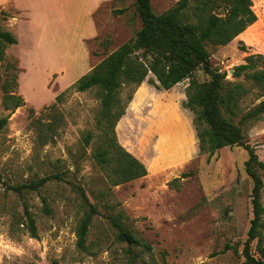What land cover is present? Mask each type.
<instances>
[{"label": "rangeland", "instance_id": "obj_1", "mask_svg": "<svg viewBox=\"0 0 264 264\" xmlns=\"http://www.w3.org/2000/svg\"><path fill=\"white\" fill-rule=\"evenodd\" d=\"M176 1L151 0V5L160 14ZM32 3L34 15L0 14V28L17 38L0 62V117L9 115L0 132V264H244L252 219L248 152L236 145L211 157L200 151L192 113L182 105L188 79L168 90L146 79L121 91L124 114L115 135L146 166V176L113 186L90 157L100 134V95L95 87L80 92L72 86L135 36L141 27L135 0L106 2L95 13H89L94 0ZM252 8L253 24L225 45L207 46L213 67L227 80L247 85L232 72L248 55H264V0H252ZM8 62L17 66L14 94L24 100L13 112L5 107L2 88ZM193 75L209 79L202 70ZM255 93L252 89L246 96L243 108L258 102ZM87 132L94 134L89 145L83 142ZM246 142L264 162V115L246 130ZM46 176L52 177L37 191L8 188ZM260 176L264 206V171ZM78 187L99 210L85 250L77 246V225L87 209ZM26 207L36 237L27 225ZM119 213L138 246L116 239L105 215Z\"/></svg>", "mask_w": 264, "mask_h": 264}, {"label": "trees", "instance_id": "obj_2", "mask_svg": "<svg viewBox=\"0 0 264 264\" xmlns=\"http://www.w3.org/2000/svg\"><path fill=\"white\" fill-rule=\"evenodd\" d=\"M135 6L141 20L135 36L108 54L72 86L80 92L95 87L100 95L101 112L97 120L100 134L90 157L113 186L146 176V166L121 146L115 135V125L124 114L121 91L124 87L133 89L146 79L157 89L164 90L188 79L186 99L182 105L192 113L200 151L211 157L223 147L236 145L248 152L245 171L253 182L252 219L242 254L244 264H264V206L260 176L264 162L246 142V130L264 115V55L250 54L245 63L233 67L232 76H243L249 82L247 85L244 81L227 80L225 72L211 65L207 49L208 45L229 43L256 21L252 0H177L160 14L154 13L151 0H135ZM0 14L8 15L4 11ZM16 42L14 34L0 28V62L4 60L7 46ZM240 48L245 49L244 45ZM197 70H202L209 79L199 81L193 75ZM16 71V64L8 62L5 66L7 78L2 82L5 107L10 108V112L24 103L23 98L13 91ZM149 73L154 75V79L147 78ZM252 89H256L258 102L243 108L241 103ZM59 99L57 96L56 100ZM127 99H131L130 94ZM8 118L9 115L0 117V132ZM93 137L91 132L84 134V144L89 145ZM186 175L182 174L183 177ZM51 177L8 188L19 193L23 190L37 191ZM78 188L87 209L77 225V246L85 250L89 226L99 210L89 201L84 189ZM42 199L43 209L48 213L45 198ZM25 215L31 235L36 237L35 220L27 207ZM105 217L116 228L119 242L126 243L129 248L140 244L135 234L121 221V213ZM252 242H255L254 251H250ZM146 248L150 250V246Z\"/></svg>", "mask_w": 264, "mask_h": 264}, {"label": "crops", "instance_id": "obj_3", "mask_svg": "<svg viewBox=\"0 0 264 264\" xmlns=\"http://www.w3.org/2000/svg\"><path fill=\"white\" fill-rule=\"evenodd\" d=\"M31 4H29V0H0V11H4L7 14L12 13V14H17L21 12H27L29 16L34 15L35 13V8L32 3L33 0H30ZM113 0H94L93 3V8L89 11V13H93L94 11L96 12L100 5L106 2H112ZM15 12V13H13ZM94 12V13H95ZM8 14V18L11 16ZM32 23V22H31ZM37 30L43 29V25L41 23H37Z\"/></svg>", "mask_w": 264, "mask_h": 264}, {"label": "water", "instance_id": "obj_4", "mask_svg": "<svg viewBox=\"0 0 264 264\" xmlns=\"http://www.w3.org/2000/svg\"><path fill=\"white\" fill-rule=\"evenodd\" d=\"M230 72H232V70H230Z\"/></svg>", "mask_w": 264, "mask_h": 264}]
</instances>
